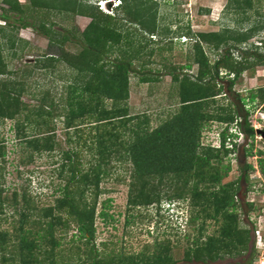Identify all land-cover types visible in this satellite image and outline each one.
Wrapping results in <instances>:
<instances>
[{
	"label": "trees",
	"instance_id": "1",
	"mask_svg": "<svg viewBox=\"0 0 264 264\" xmlns=\"http://www.w3.org/2000/svg\"><path fill=\"white\" fill-rule=\"evenodd\" d=\"M117 1L119 4L116 10H119V15L122 16L104 14L97 6L94 7L93 12V6H91L92 14L89 16L93 19L92 23L82 33L74 34L65 28H54V24L38 23L29 18L28 9L34 8L37 11L54 8L67 12H79L81 8H88L81 0H31L30 7L27 8L19 0H3V5L8 7L2 8L0 16L5 21L4 27H12L13 30L30 28L49 41L50 53L42 54L35 63L28 64L27 68L35 66L39 68L43 76L48 78L53 76L57 66L65 64L70 75L69 82L65 85L59 100L56 97H50L47 89L40 99L41 104L33 109L22 102L21 96L25 90L24 87L27 86L26 79L38 77L35 72L28 73L26 70H20L23 75L19 78V82L0 80V124L8 120L14 122L15 138L23 148L31 149V158L35 154L49 155L62 149L63 143L56 135V123L60 121L64 123L66 144H77L81 147L78 151L70 148L61 151L62 160L58 179L61 180L62 186L58 187L59 194L55 197L53 204L38 209L31 207L30 195L26 190L22 200H19L18 193H14L10 201L9 197L3 196L4 188L0 184V215L4 214L6 207H11L15 214L20 215L19 227L15 233L10 235L8 232H0L1 251L7 250L8 243L15 242L20 247L22 258L20 263L33 264L37 263L34 252L44 241H47L50 249L42 253L44 256L40 262L55 264L59 253L57 248L61 246L59 238H56V230L62 226L65 227V233L73 223L79 233L78 241L82 245L91 246L90 252L87 254L85 252L83 256L81 254L76 263L103 264L110 261L109 256L108 260L104 255L99 260L93 256L96 211L101 202V196L110 193V190L101 188L103 179L109 175V165L124 163L130 167V179L126 182L128 212L155 205L158 206L159 211H162L161 202L164 198L155 193L153 188L150 190L151 182L156 178L160 181L165 180V177L171 174L177 176L186 174L196 180V184L188 189L191 199L189 205L192 209L189 226H194L196 220L204 218L214 219L221 226L218 236H208L204 241H202L204 226H201V229L195 228L193 241L190 239L191 234H187L185 238L189 245L184 253L183 262L174 259L169 244L157 242L153 247L154 251L147 253L143 250L137 256L132 254L122 260V263L214 264L218 259H222L224 254L233 255L229 248L238 243L240 245L237 254L245 253L248 249L247 245L252 240L251 231L240 230L237 213L229 210L240 209L245 205L243 203L245 196L241 197L239 190L242 184H249L252 168L247 164L243 165L242 162L239 164L241 171L239 182L230 191L229 186H218L224 177H220L221 170L213 165L212 160L219 158V155H210L211 151L224 156L231 152L224 146L225 139L223 138V146L220 149H205V152L200 153L198 149L205 123L215 118L218 121L230 123L240 118L242 122L239 123V127L245 135L249 138L256 134V130L248 122V114L243 118L240 114H237V118H235L236 114L224 117L215 114L212 116L207 114L206 110L209 108V103L215 104V94L210 92V84L220 77V68L227 67L232 72L234 78L229 81L228 88L229 92H232L236 80L244 71L252 68L251 66L264 65V57L252 58L248 55V50L243 48L242 52L247 56H241L239 62L233 59L234 52L238 51L240 46L250 43V40L255 37L256 27L246 31L225 27L217 32H199L196 35H192L188 29L186 36L195 42L193 55L196 64L200 66L199 73L196 80H192L189 74L168 72L173 81L180 85L179 109L167 121L152 129L148 116L130 114V79L135 77L140 83H150L159 81L160 78L155 74L157 70L151 68L148 70L146 64L136 63L137 59L141 60L144 47L130 41L129 37L123 34L121 27L124 24L137 25L142 36L151 37L171 36L173 32L169 27L160 26L155 7L157 3L152 0ZM251 7H253L252 0H229L227 9L230 13L237 15ZM30 19L32 21H29ZM4 27L0 28V35L7 30ZM12 33L6 43L15 49L17 48L15 45L21 46L23 41L16 33ZM161 40L160 44L163 43V39ZM67 44L76 45L80 48L79 52H64L63 48ZM167 44L171 46L172 39L171 43ZM204 46L212 50L225 49L224 54L212 67L214 72L209 82H204L209 67ZM259 47H264V40L261 46H255L252 43L249 45L250 49L256 51L260 49ZM169 50H172V47ZM14 57H19L17 50L14 52ZM7 67L3 58V45L0 44V75L20 72L7 71ZM49 69L53 72L50 73ZM234 95L241 102V95L239 93ZM259 96L261 100H264V89L259 92ZM256 98L258 97L252 96V103ZM87 136L91 139V144L88 143ZM6 145V140L0 139V160L3 161L0 162V181L5 176L3 172L7 156ZM85 148L90 153L89 161L92 163L87 169L84 167V161L89 153H84ZM234 149H237V144L234 145ZM237 160L240 159L237 158ZM262 170L264 172V163ZM216 187L218 189H212ZM184 199L187 200V197ZM170 200L169 198L167 201ZM101 204L103 207L97 217L108 222L111 218L107 211L110 207L109 200H103ZM248 206L247 214L252 211L251 205ZM132 217L133 215L127 216L128 223ZM1 220L0 217V222ZM33 223L38 225V229L26 228L27 224ZM38 239L42 241L36 244ZM78 247L81 246L77 245ZM224 250L226 252L222 253ZM50 258L52 260H49ZM2 260L7 261L5 257ZM251 261H253L252 256L243 263L237 264H250Z\"/></svg>",
	"mask_w": 264,
	"mask_h": 264
},
{
	"label": "rangeland",
	"instance_id": "2",
	"mask_svg": "<svg viewBox=\"0 0 264 264\" xmlns=\"http://www.w3.org/2000/svg\"><path fill=\"white\" fill-rule=\"evenodd\" d=\"M81 1L88 8H81L79 12H67L54 8L51 10L38 9L36 11L33 8L28 9V16L38 23L54 24V28H65L74 34L82 33L92 23L93 19L89 16V14H92L91 6H93V12L95 11L94 7L97 6L104 14L122 16L119 15L120 11L116 10V6L119 4L117 0ZM19 2L27 8L30 7L31 0H19ZM152 2L157 3L155 7L158 12L157 18L161 24L160 26L169 27L173 32L171 36H142L139 27L131 24H124L121 30L124 32L123 34L129 37L130 41L136 44L139 43L138 46L144 47L141 60L137 59L138 62L136 61V63L146 64L148 70L149 68L157 70L155 74L160 78L159 81L150 83H140L135 77L130 79V114L148 116L149 125L153 129L167 121L179 109L180 85L173 81L168 72L186 73L192 77V80H196L199 73L200 66L196 64L193 55L195 42L189 36H186L187 30L190 29L191 34L196 35L199 32H217L225 27L246 31L255 26L257 29L255 37L250 40V43L240 46L238 51L234 52L233 59L239 62L241 56H247L243 54L242 48L248 50V55L252 58L260 59L264 57V47H259L260 49L256 51L250 49L249 45L252 43L255 46H261L264 40V0H252L253 7L247 8L245 12L237 15L230 13L227 9L229 0H152ZM2 8L8 7L3 5V0H0V16ZM11 15L15 17L14 14L11 13ZM233 18L234 20H232ZM4 26L5 21L0 18V28ZM4 28L7 30L0 35V44L3 45V58L8 66L7 71L26 70L28 73L35 72L38 75V77L33 76L34 79H26L27 86L24 87L25 90L23 89L22 102L28 105L30 109L37 108L41 104L40 99L45 95L47 89L50 92V97H56L59 100L65 85L69 82L70 71L66 65L57 66L53 76L48 78L43 76V73L35 66L27 68L28 64L35 63L42 54L50 53L47 38L35 33L30 28H19L18 30H13L12 27L8 26ZM12 32L16 33L18 38L23 41L21 46L16 44L15 47L17 48L15 49H12L6 43L10 35L13 34ZM144 39L151 42H146ZM161 39H163L162 44H160ZM171 39L173 44L169 46L167 43H171ZM171 47L172 50H169ZM79 49L76 45L67 44L63 51L76 53L79 52ZM16 50L19 57L15 58L14 52ZM204 52L209 65L204 82H209L214 72L212 67L224 54L225 49L212 50L208 46H204ZM251 67L236 80L232 92H229L228 88L229 81L234 76L229 68H220V77L212 79L213 82L210 84V92L215 94V104L209 103V108L206 110L207 114L212 116L215 114L224 117L236 114L235 118H237V114H240L243 118L244 115L248 114L250 126L264 131V100H261L259 96V92L264 89V65ZM49 72L51 73L53 70L49 69ZM9 74L0 75V80L19 82V78L23 75L21 71L18 74ZM234 93L241 95V102L238 101L239 98ZM252 96L258 97L253 103ZM240 122H242L240 118L235 119L232 123L218 121L215 118L209 123H205L200 137L199 153L205 152V149L217 150L221 146L223 138L229 148H231L232 143L237 144V149H229L231 152L227 156L218 154L215 151L210 152V155H219V158L212 160L213 165L221 170L219 172L220 177H224L218 186H229L231 191L239 182L241 175L239 164L242 162L243 165L247 164L252 168L249 184H242L241 190H239L240 196H245L243 209L237 208L234 210L231 208L229 210L237 213L238 228L240 230L251 231V243L247 245L246 252L240 254H237L240 243L230 247L229 249L233 252V255L224 254L222 255L223 258L218 259L214 264L243 263L251 256L253 261L250 264H264V172L262 170L264 136L256 131L254 137L248 138L239 127ZM56 124V135L63 143L61 145L62 149L49 155L47 153L35 154L32 158L30 157L32 155L31 149L23 148L16 140L14 122L8 120L4 124H0V139L4 138L7 142V156L3 172L5 176L0 184L4 188L3 196L9 197L10 201L14 193H18L19 200H22L24 190H26L28 195L32 197L29 196L31 207L38 209L54 203L55 197L59 194L57 192L58 187L62 186L61 180L58 179V170L62 160L61 151L69 148L78 151L81 147L77 144L67 145V137L63 129L64 123L60 121ZM230 128H232L233 133L235 132V135H232L231 131L229 132ZM229 136L231 138H228ZM88 137V143L91 144V139ZM84 153H89L88 149L85 148ZM87 156L84 161L86 169L92 164L89 161L90 153ZM237 158L241 160H237ZM0 162L3 161L0 160ZM228 166H230L229 169ZM129 168L128 164L124 163L122 165L121 163H117V165L110 164L108 167L109 175L106 179H103L101 184V188L110 190V193L101 196L100 201L109 200L110 207L107 211L111 218L108 222H105L97 217L103 207L100 202L96 211V238L94 240L95 249L93 250V256L98 258L97 260L104 255L107 260L110 258L109 260L114 261V263L108 261L103 264H124L122 260L127 259L132 254L137 256L143 250L147 253L154 251L155 243L159 242L164 245L169 244L174 259L183 262L184 253L189 245L185 236L191 234L192 238L190 239L193 241L195 228L201 229V226H204L202 241L208 236H218L221 224L215 222L214 219L196 220L194 226L192 225L193 229L192 226H189L188 222L191 218L192 209L189 205L191 199L188 189L196 184V180L191 176H186V174L182 176L171 174L169 177H165V180L160 181L156 178L151 182L150 190L153 188L155 193L164 198L161 202L162 211H159L158 206L155 205L149 208L133 209V211L128 212V186L126 182L130 179ZM212 189L216 190L218 187ZM186 197L187 200L184 199ZM169 198L171 200L167 201ZM249 204L252 211L247 214ZM128 215H133L129 223L127 222ZM0 217L2 218L0 232H8L10 235L15 233L19 227L20 215L15 214L11 207H6L4 214ZM70 226L65 233V227L59 226L56 230V238H59L58 241L61 242V246L57 248L59 253L55 264H78L76 262L80 255L83 256L85 252L86 254L90 252L91 246L82 245L78 241L79 233L75 228L76 225L71 223ZM33 227L38 229L36 223L26 225V228ZM41 241L38 239L36 244ZM77 245L81 247L77 248ZM47 249H50V245L47 241H44L41 247L34 252L37 263L33 264H42L40 262L44 256L42 253ZM223 252H226V250ZM4 257L7 261L3 262ZM82 258L84 259V257ZM21 259L20 247L15 242L8 243L6 251L2 252L0 249V264H21Z\"/></svg>",
	"mask_w": 264,
	"mask_h": 264
},
{
	"label": "clouds",
	"instance_id": "3",
	"mask_svg": "<svg viewBox=\"0 0 264 264\" xmlns=\"http://www.w3.org/2000/svg\"><path fill=\"white\" fill-rule=\"evenodd\" d=\"M236 123H237V126H238V122H237V121H236ZM253 128H254V127H253ZM231 129H232V128H230L229 132L231 131L232 135H235V132L233 133V131H232ZM254 129H255V128H254ZM255 130L257 131L258 129H255ZM232 135H231V136H232ZM228 138H231V137L229 136ZM226 144H227V142L225 141L224 146H225L226 149H228V150H229V149H232V150L234 149V145H235V143H232V144H231V145H232L231 148H229L228 146H226ZM222 146H223V142H222L221 146H220L218 149L222 148Z\"/></svg>",
	"mask_w": 264,
	"mask_h": 264
},
{
	"label": "water",
	"instance_id": "4",
	"mask_svg": "<svg viewBox=\"0 0 264 264\" xmlns=\"http://www.w3.org/2000/svg\"><path fill=\"white\" fill-rule=\"evenodd\" d=\"M257 133L258 134H262L263 136H264V131H262V130H257ZM241 160V159H240ZM241 162V161H240ZM243 181H244V178H243Z\"/></svg>",
	"mask_w": 264,
	"mask_h": 264
}]
</instances>
